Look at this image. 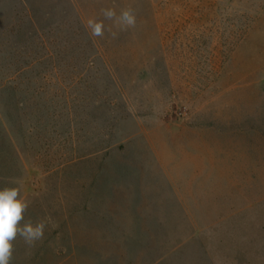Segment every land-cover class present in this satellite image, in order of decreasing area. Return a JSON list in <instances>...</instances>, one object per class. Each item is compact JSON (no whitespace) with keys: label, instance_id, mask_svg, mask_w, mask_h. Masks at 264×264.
Masks as SVG:
<instances>
[{"label":"rangeland","instance_id":"rangeland-1","mask_svg":"<svg viewBox=\"0 0 264 264\" xmlns=\"http://www.w3.org/2000/svg\"><path fill=\"white\" fill-rule=\"evenodd\" d=\"M15 181L57 227L12 264H264V0H0Z\"/></svg>","mask_w":264,"mask_h":264},{"label":"clouds","instance_id":"clouds-1","mask_svg":"<svg viewBox=\"0 0 264 264\" xmlns=\"http://www.w3.org/2000/svg\"><path fill=\"white\" fill-rule=\"evenodd\" d=\"M100 12L103 19L90 17L85 25L92 37L104 36L105 20L112 21V27L117 29H108L113 38L117 37L118 32H126L136 27L137 14L131 6L122 8L119 14L115 7H105ZM14 183L15 186L0 188V264H12L17 238L22 239L28 247H33L44 238L46 228L57 227L50 215L35 222L31 218L25 219L31 201L22 195L20 182Z\"/></svg>","mask_w":264,"mask_h":264}]
</instances>
